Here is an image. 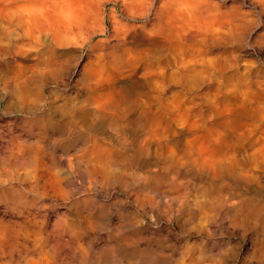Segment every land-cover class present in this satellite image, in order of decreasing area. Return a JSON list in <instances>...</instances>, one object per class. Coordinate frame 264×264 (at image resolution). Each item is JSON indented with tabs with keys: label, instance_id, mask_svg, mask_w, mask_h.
<instances>
[{
	"label": "clouds",
	"instance_id": "1",
	"mask_svg": "<svg viewBox=\"0 0 264 264\" xmlns=\"http://www.w3.org/2000/svg\"><path fill=\"white\" fill-rule=\"evenodd\" d=\"M258 34L264 0H0V264H264Z\"/></svg>",
	"mask_w": 264,
	"mask_h": 264
},
{
	"label": "bare ground",
	"instance_id": "2",
	"mask_svg": "<svg viewBox=\"0 0 264 264\" xmlns=\"http://www.w3.org/2000/svg\"><path fill=\"white\" fill-rule=\"evenodd\" d=\"M239 104V98L238 97H233L231 98V100L229 102L226 103V107H235ZM241 120L243 121L244 119H246V116L244 115L243 111H241V116H240Z\"/></svg>",
	"mask_w": 264,
	"mask_h": 264
},
{
	"label": "rangeland",
	"instance_id": "3",
	"mask_svg": "<svg viewBox=\"0 0 264 264\" xmlns=\"http://www.w3.org/2000/svg\"><path fill=\"white\" fill-rule=\"evenodd\" d=\"M254 40H258L261 42V44H264V35H257L256 37H254Z\"/></svg>",
	"mask_w": 264,
	"mask_h": 264
}]
</instances>
